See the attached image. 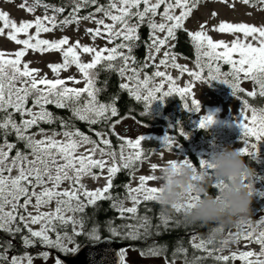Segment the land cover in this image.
<instances>
[{
  "label": "snow or ice",
  "instance_id": "6c2138e0",
  "mask_svg": "<svg viewBox=\"0 0 264 264\" xmlns=\"http://www.w3.org/2000/svg\"><path fill=\"white\" fill-rule=\"evenodd\" d=\"M227 2V0H224ZM244 4L255 3L264 6V0H242ZM196 0H70L71 10L66 12L65 7L48 4L45 0H27L19 5V8L32 14L37 8L42 7L45 14L35 16L33 20H21L19 23L10 18L6 11H0V36L7 38L22 47L11 54L0 51V232L6 233L10 239L0 241V264H33L34 257L28 251L19 254L9 252L14 248V239L20 236L22 247L28 249L40 243L48 250H57L58 253H75L78 247H69L72 236L83 234L85 209L89 206H97L98 202L111 200L112 206L118 211L121 219H130L135 223L122 225L126 231L123 233L127 239L147 238L153 234H162L159 229L170 231V224H179L172 217L160 213V224L153 225L147 215L139 216L138 206L143 202L156 201L159 189L150 186L149 182L155 181L153 174L140 175L137 187L124 185L126 195L119 199L111 194L115 186L117 174L122 170H134L135 166L145 157V149L142 142L146 138L141 135L137 138L118 136L117 146L110 139L105 138L106 133L95 131L93 139L84 131L75 127L68 121L60 120V132L51 130L50 134L42 123L52 124L57 118L47 106L54 105L57 109H69L73 116L89 126L101 122L110 123L117 117L118 110L114 103H103L98 99L102 91L97 87L98 66L105 70L114 71L127 82L119 85L126 90L136 101H143L145 111L142 116L148 115L152 104L159 100L161 103L166 97L174 94L184 101L183 107L188 112H201L200 102L191 98L193 82L204 81L211 84L213 81L226 85L231 90L232 96L243 93L247 97L264 98V26H254L247 23L220 22V33L242 34L230 43L224 40H214L205 31V25H201L198 31H188L195 49V68L191 70L176 62V56L172 48L163 52V57L158 63L149 64L147 61H155V54L165 49L170 40L177 37V30L183 29L186 19L189 17ZM91 6L93 11L86 15L79 13ZM178 10V14H177ZM49 11L51 14H48ZM100 14V15H98ZM215 15V13H213ZM91 21L95 28H87L86 32L92 39L104 38L112 47H94L82 45L79 40L70 43L67 36L49 40L40 38L41 33L52 32L60 25L79 24L80 21ZM110 21V22H106ZM146 26L149 30L148 39L144 42L149 49L145 62H138L133 55L134 49L141 41L139 29ZM30 29L34 32L30 33ZM23 34L25 38L19 36ZM160 34H163L162 36ZM250 38V39H249ZM116 41H120L117 43ZM174 47V45H173ZM28 50L33 52H60L63 63H50L48 67L59 76L60 70H67L70 65H75L82 75L83 87H66L65 79H49L47 75L40 76L39 69L31 68L30 62H23L22 58ZM81 53L91 56L90 62H82ZM14 56V58H6ZM120 63L117 64L116 61ZM223 66H228L224 71ZM156 70L148 73L147 68ZM161 67H172L181 75L187 74L192 81L183 87L178 86V78H174ZM143 73V76L141 74ZM156 78H160L156 83ZM67 79L79 84L82 81L74 77ZM250 81L252 90H245L241 82ZM167 85V90L165 89ZM243 107L238 115V120L233 122L240 130L244 146L239 148L240 154L255 157V151L248 150L250 138L255 141H264V108H257L243 100ZM250 112L249 116L247 113ZM19 116V120L16 117ZM116 124L119 120L115 121ZM179 123V122H177ZM214 123L213 115L205 114L199 117L198 128L205 129ZM114 128V124L110 123ZM38 128V132L31 129ZM112 134H115L114 132ZM15 136V141L8 137ZM37 135L41 138L37 139ZM179 135L188 138V133L182 128ZM62 136L63 139H57ZM23 144V149L18 144ZM84 145H92L85 152H79ZM162 145L169 151L178 147L174 136L165 135ZM252 149L257 148L256 143L251 144ZM130 150V151H129ZM98 157V158H97ZM107 157L108 159H105ZM167 163L175 165L185 163L193 168L194 172L203 171L211 165L205 159H200L198 165H194L189 159L171 160ZM106 169V184L103 188L97 187L88 190L81 183V178L86 175L96 176L93 170L103 172ZM158 165L151 164V172L157 171ZM15 173V174H13ZM64 182L69 183L68 188H62ZM264 195V194H262ZM196 197H190V201ZM131 201L130 207L124 206V200ZM54 208H50L51 205ZM186 203L176 207L180 213L183 208L191 207ZM32 209L31 211L29 209ZM50 208L48 211H42ZM252 221L236 224L237 231L228 232L229 237H235L233 242L238 243L241 238L260 245V252L251 250L232 252L230 255L221 256L214 253L222 249L215 248L214 241L195 232L190 234V246L197 251L205 252L206 256L188 258L187 249L182 245L172 252L171 259L166 255L164 246L153 244L142 250V256L161 257L165 264H176V260L183 257V264H198L200 260L213 257L225 264L230 260L238 259L243 264H264V230L245 231L243 225L251 227ZM264 223V218L257 221V225ZM38 225V228L33 226ZM71 227V234L68 228ZM79 228V231H77ZM96 229L89 233L92 240L101 239L94 235ZM113 236L122 233L116 227L110 228ZM210 232H224V228L217 226ZM26 233V234H25ZM228 243V241H226ZM39 253L45 261L49 259L50 251ZM120 264H124L125 250L119 253ZM54 264H62L57 255Z\"/></svg>",
  "mask_w": 264,
  "mask_h": 264
},
{
  "label": "rangeland",
  "instance_id": "374dc122",
  "mask_svg": "<svg viewBox=\"0 0 264 264\" xmlns=\"http://www.w3.org/2000/svg\"><path fill=\"white\" fill-rule=\"evenodd\" d=\"M198 0H196L197 2ZM201 4L197 5L194 9H192L189 17L186 19L184 23V28L187 31H198L201 30L200 26L205 25L204 31L214 40H224L225 42H231L237 36L243 38L242 34H232V33H220L214 28H218L220 22H230V23H247L250 25H254L257 27L264 26V6L259 4H244L242 0H201ZM21 3H6L0 0V11H6L9 13L10 18L16 20L18 23L21 20H33L35 16L44 15L40 11H35L32 14H29L27 11L19 8ZM215 13V15H213ZM178 14V10H177ZM110 22V21H106ZM95 23L91 21H80L79 24H71L69 27L62 29L57 27L52 32L49 33H41L40 38L55 40L62 37L67 36L69 38L70 43H75L77 40L82 45H89L94 47H112V44H107L106 39L104 38H96L92 39L91 35L86 32L87 28H95ZM62 29V30H61ZM7 31H5V35L0 36V51H4L6 54L14 53L19 50L22 45H17L15 42L10 41L7 38ZM30 33L34 32V29L29 30ZM161 36L163 34H160ZM19 38H25L23 34L19 36ZM250 39V38H249ZM169 46L165 49H162L159 54H155V61H147L149 64L158 63L159 59L163 57V52L167 50ZM176 56V55H175ZM6 58H14V56H7ZM82 62H90L91 56L89 54L81 53ZM23 62H30L31 68L39 69V75L44 76L47 75L49 79H65L66 87H83L82 75L79 73L78 69L75 65H70L67 70H60L59 76L54 74L51 69L48 67L50 63H63L62 55L60 52L50 51V52H33L32 50H28L27 54L22 58ZM176 62L182 66H187L191 70H196L195 68V60L188 61L183 60L176 56ZM154 67H151V70L148 73L155 71ZM159 70L168 72L174 78H178L177 83L178 86L183 87L187 82L192 81V78L188 76L186 73L181 75L178 70L168 67H161ZM143 76V73L141 74ZM68 77H74L75 79L81 80L82 82L79 84L74 83L73 80L67 79ZM160 78H156V83H159ZM127 82L124 78H122V83ZM213 84H216L218 87L222 86L224 89H218L214 87ZM241 86L247 91L252 90L253 84L250 81L241 82ZM167 90V85H165V89ZM228 88L220 84L218 82L213 81L210 85L204 81H195L193 82L192 96L191 98H195L199 100L201 112H196L192 118L193 122L197 125L199 123V117L205 114H213L216 118V122L209 127L211 130L215 131L216 136L213 140H201L199 142H195L192 137L188 136L187 140L190 144L191 148L197 154L199 160L205 159L211 153V151L217 147L218 145H231L233 148L239 149L244 146L242 138L235 137V134H238L240 130L236 126V123L233 121L235 119L238 120V113L243 107V100L238 99L237 97L227 96ZM227 96V97H226ZM164 102V101H163ZM161 103L159 100L155 101L150 109L151 113H157V111L161 108ZM249 116L250 112L247 113ZM228 130V132H226ZM114 132L117 136H122L126 138H137L143 135L145 138L152 137L159 140L160 147L155 149L151 156L147 159H144L140 164V170L134 173L131 177V182L129 184L130 187H137L139 184V176L140 175H148L153 174L157 175L158 170L154 173L151 172V164L158 165V168L171 160H182L185 159L184 151L180 146L173 147L171 151L165 148L162 145V138L167 135L165 133V129L162 128H151L145 127L137 124L135 121L131 119H124L119 121L118 124L114 126ZM50 134V133H49ZM37 139L41 137L37 135ZM106 138V137H105ZM57 139H63L62 136H57ZM248 150L250 152L255 151L256 156L253 157L258 162L264 164V141L257 142L254 138H250ZM256 143L257 148L252 149L251 144ZM92 145H84L79 149V152H85L86 149L91 148ZM130 151V150H129ZM98 158V157H97ZM105 159H108L105 157ZM94 171V170H93ZM15 174V173H13ZM107 171L106 169L101 172L96 173V176L86 175L81 178V183L84 184L88 190H94L97 187L103 188L106 184ZM254 187L256 192L254 194V199L258 202H264V175H259L255 173L253 177ZM150 186L156 187V182H149ZM62 188H68L69 183L64 182L61 185ZM54 204L50 206V208H54ZM125 207H130L131 201L124 204ZM50 208H44L42 211H48ZM32 210L31 208L29 209ZM264 218V215L260 217L255 216L250 220L253 222V225L257 224V221ZM34 228H38L39 226H33ZM245 231L251 232L252 227H248L247 224L243 225ZM231 230L233 233L237 231V228H230L227 231H224V234L228 236V232ZM257 230L256 233L259 231ZM235 240V237H234ZM69 247H76L72 243L66 242ZM217 249H221L219 245L214 246ZM246 251L251 250L256 253L260 252V245L255 242H249L241 238L238 243L230 242L227 248L222 249L219 252L214 253L215 255L226 256L230 255L232 252L237 251ZM127 263L128 264H165L162 257H153V256H142L140 252L136 250H128L127 251ZM214 255V256H215ZM34 261L33 264H54L55 257L53 254H50L49 259L45 261L42 257L33 256ZM234 264H241L242 261L235 259ZM176 264H182V262L177 261Z\"/></svg>",
  "mask_w": 264,
  "mask_h": 264
},
{
  "label": "trees",
  "instance_id": "16d2710c",
  "mask_svg": "<svg viewBox=\"0 0 264 264\" xmlns=\"http://www.w3.org/2000/svg\"><path fill=\"white\" fill-rule=\"evenodd\" d=\"M6 3H22L23 0H2ZM29 4L32 3V0H27ZM46 3L63 6L66 9V12L59 16V19H63L64 16L68 14V11L71 10L70 0H45ZM105 0H101V3H104ZM201 0H198L195 3L194 9L197 5L201 4ZM251 4H255L254 2ZM256 5V4H255ZM36 11H40L45 14V11L42 7L37 8ZM93 11L91 6L83 9L79 15L83 16L87 13ZM48 14H51L49 11ZM100 15V14H98ZM84 21V20H82ZM70 25H60L58 27L65 29ZM61 29V30H62ZM187 30L183 27V29L177 30V37L174 40L169 41V48H172V53L183 60L194 61L195 60V49L187 36ZM139 33L141 35V41L138 42V47L134 49L133 55L137 58L138 62H145V57L149 53V49L145 46V41L148 39L149 30L146 26L141 27L139 29ZM119 43L120 41H116ZM174 45V47H173ZM113 46V45H112ZM117 64L120 63L119 60L116 61ZM151 67L147 68L146 71H150ZM223 70L227 71L228 66H223ZM98 78L96 86L101 88L102 91L98 94V99L103 103H114L118 110L117 117L112 118L111 124L116 125V120H124L131 119L135 121L137 124L151 127V128H162L165 129V133L169 136H174L176 143L182 148L184 151V155L187 159L193 162L194 165H198L199 158L195 151L191 148L188 140L185 139L184 136L179 135V129L182 128L184 132L188 133V136L192 137L195 142H199L201 140H213L216 136L215 131L210 128L201 129L197 127V124L193 122L192 116L196 113L188 112L184 109L183 104L184 101L180 99L178 95H173L171 97H166L161 108L157 111V113H151L149 111L148 115L142 116L141 113L145 111L144 102L136 101L133 97H131L126 90L120 89L119 85L122 83V77H120L114 71L105 70L103 67L98 66L97 70ZM214 87L218 89H224L222 86H217L213 84ZM226 86V85H225ZM227 87V86H226ZM228 88V87H227ZM228 92L226 93L228 97H231V90L228 88ZM226 96V97H227ZM239 98L244 100L247 99L249 103L257 108H264V98L259 97H247L245 94H238ZM237 97V96H234ZM48 109L54 114L57 118L52 124L42 123L40 125L41 128H44L47 132H51V130H56L57 132L62 131L60 120L70 122L72 125H75L76 128L84 131L87 135L91 136L93 139H99L95 137V131H102L106 133V138L110 139L114 146H117L116 150L118 151V136L116 134H112L114 132V128L110 127V123L101 122L97 125L89 126L86 122L80 121L75 118L72 112L69 109H57L54 105L47 106ZM19 120V116L16 117ZM179 122V123H177ZM32 132H38V128L31 129ZM228 132V130H226ZM115 133V132H114ZM235 137H240V132L235 134ZM10 141H15V136L10 135L8 137ZM252 140V139H250ZM18 147L23 149V144L19 143ZM142 147L145 149V157L138 162L135 166L134 170H122L117 174L115 178L114 184L115 186L111 189V194L114 197H118L119 199H124L126 195V189L124 185H129L131 182V177L134 173L140 170V164L144 159H147L151 156L152 152L155 149L160 147V143L158 139L148 137L145 141L142 142ZM245 158V162L255 170V173L259 175H264V164L258 162L256 159L249 155H243ZM95 173L99 172V170H94ZM214 192V190H213ZM129 202V200H124V204ZM165 213L166 215L173 218L174 221H180L179 224L171 223L170 231H165L163 227L159 229L162 233L160 235H156V229H153V234L147 238L141 239H127L123 235L126 231L122 228V225L135 223L130 219H121L118 211L112 206L111 200H104L98 202L97 206H89L85 209L83 213L84 216V228L83 234L78 236H72V244L76 247H80L85 243L92 242L89 236V233H92L93 229H96L94 235H99L101 238L103 237H112L119 240H128L132 249L138 250L141 252L152 246L154 243L164 246L166 249V255L171 257L172 252L178 247V245H182L185 249H187V255L189 259L195 257L206 256L207 254L202 251L194 250L189 243L190 234L195 232L201 236L207 237V234L211 229L217 227V225L209 224H195V225H187L183 222L182 214L171 211L162 207L158 202H143L140 206H138L139 216L147 215L151 218V222L153 225L160 224L159 216L160 213ZM264 215V202H258L253 198L251 204V216L252 217ZM116 227L122 233L120 236H113L110 232V228ZM236 225L229 226L225 228L224 231H227L230 228H235ZM79 231V228H77ZM69 234H71V227L68 228ZM26 234V233H25ZM10 239V237L3 232H0V241H6ZM67 241H65L66 243ZM48 250L44 248L40 243H36L35 246L25 249L22 247L20 236L17 235L14 239V248L11 252H9V256L12 254L23 253L24 251H28L33 256H38L42 251ZM50 254L52 251L57 250H48ZM64 254V253H61ZM67 253L65 255H68ZM215 254H213L214 256ZM183 264V257L177 259ZM234 260H230L227 264H234ZM198 264H225L223 261H218L213 257H208L206 259L200 260ZM243 264V262L241 263Z\"/></svg>",
  "mask_w": 264,
  "mask_h": 264
},
{
  "label": "clouds",
  "instance_id": "9594fccd",
  "mask_svg": "<svg viewBox=\"0 0 264 264\" xmlns=\"http://www.w3.org/2000/svg\"><path fill=\"white\" fill-rule=\"evenodd\" d=\"M213 118L215 123L214 115ZM205 160L211 167L197 172L185 163L162 164L155 175L159 189L157 202L174 212L176 207L190 202L192 206L180 212L187 225L214 224L225 229L240 222L247 223L256 192L253 180L255 170L231 145H218ZM190 197L196 198L190 201ZM251 227L254 231L264 229V223L252 224ZM207 237L221 249L234 241V237L226 236L224 232H209Z\"/></svg>",
  "mask_w": 264,
  "mask_h": 264
},
{
  "label": "water",
  "instance_id": "95a60500",
  "mask_svg": "<svg viewBox=\"0 0 264 264\" xmlns=\"http://www.w3.org/2000/svg\"><path fill=\"white\" fill-rule=\"evenodd\" d=\"M130 243L112 237H103L98 241L85 243L75 253L68 255L52 251L55 258L60 256L62 264H120L119 251L129 247Z\"/></svg>",
  "mask_w": 264,
  "mask_h": 264
},
{
  "label": "flooded vegetation",
  "instance_id": "af4514ba",
  "mask_svg": "<svg viewBox=\"0 0 264 264\" xmlns=\"http://www.w3.org/2000/svg\"><path fill=\"white\" fill-rule=\"evenodd\" d=\"M124 241H128V240H124ZM124 250H125V261H124V264H128L127 263V261H126V259L128 258L127 257V251L128 250H131L132 248H131V246H129V247H126V248H123ZM133 250H135V249H133ZM136 251H138V250H136ZM139 252V251H138ZM119 253H120V251H119ZM141 253V252H140ZM51 254H52V252H51ZM172 256V255H171ZM162 257V259H163V261L165 262V259H164V257L163 256H161ZM169 259H171V257H168ZM178 260H176V262H177Z\"/></svg>",
  "mask_w": 264,
  "mask_h": 264
}]
</instances>
